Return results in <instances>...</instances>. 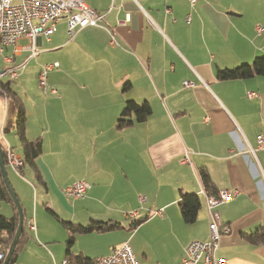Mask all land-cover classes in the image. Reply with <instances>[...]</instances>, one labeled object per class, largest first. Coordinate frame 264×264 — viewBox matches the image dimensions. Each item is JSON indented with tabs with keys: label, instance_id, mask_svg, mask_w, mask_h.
Here are the masks:
<instances>
[{
	"label": "crops",
	"instance_id": "0c3cea01",
	"mask_svg": "<svg viewBox=\"0 0 264 264\" xmlns=\"http://www.w3.org/2000/svg\"><path fill=\"white\" fill-rule=\"evenodd\" d=\"M83 1L104 14L101 26L71 36L61 19L49 39L38 37L35 56L26 38L0 51L9 68L18 67L17 79L3 75L1 82L10 83L22 100L26 142L41 141L36 168L24 163L18 175L7 167L27 216L13 264L94 260L126 242L139 264H181L191 242L210 237L201 170L213 185L206 195L237 191L216 208L231 228L222 234L218 256L228 264H264V241L249 240L256 232L264 236V150L257 147L264 133V77H216L218 69L264 56V0H197L193 6L189 0ZM33 60L58 63L48 72L58 95L44 93V109H33L28 92L31 81L42 90L37 76L43 65L30 68ZM128 101L148 102L152 113L119 128ZM17 117L0 95V143L24 159ZM23 177L38 187L33 191ZM80 181L91 185L85 196L69 195L66 189ZM181 193L200 197L191 224L182 218ZM39 195L53 219L39 222ZM15 207L0 199V215L14 217ZM133 211L138 216L128 218ZM136 219L143 221L133 229ZM64 222L120 228L73 234Z\"/></svg>",
	"mask_w": 264,
	"mask_h": 264
},
{
	"label": "built area",
	"instance_id": "2783aa9c",
	"mask_svg": "<svg viewBox=\"0 0 264 264\" xmlns=\"http://www.w3.org/2000/svg\"><path fill=\"white\" fill-rule=\"evenodd\" d=\"M193 6L197 0H189ZM61 19H66L68 33L73 36L80 30L88 26H101L104 14L92 9L83 0H0V51L5 47L13 46L20 38L29 40L28 48L32 51V55L38 53L37 39L38 37H49L57 30V25ZM258 31H263V27H258ZM112 42H115L113 40ZM7 61L12 59L7 57ZM58 67V63L42 66L39 76L38 85L44 93L58 95V91L51 88L48 84V72L52 68ZM9 75L12 79L18 77V67L12 66L0 73ZM186 87L191 86L188 82ZM256 93H249V97H255ZM257 147L264 150V133L257 138ZM255 154V150L251 149ZM6 166L14 170L18 175L22 174V163L18 154L14 153L12 148H6ZM185 161L189 162V155L186 154ZM91 185L85 181L75 183L66 189V192L75 197L82 198ZM237 191L223 190L216 196L204 195L209 216V232L210 237L207 241H193L185 249V255L181 264H228L226 259L218 256L222 234H228L231 230L230 226L225 224L216 208L223 203L233 199ZM141 203L146 201L145 196H140ZM154 215H162V211H154ZM138 216L137 211L127 214L128 218L134 219ZM30 228L35 231L34 221H30ZM61 264H73L69 257L64 259ZM91 264H139L134 251L128 242L112 249L107 256L94 259Z\"/></svg>",
	"mask_w": 264,
	"mask_h": 264
},
{
	"label": "trees",
	"instance_id": "16d2710c",
	"mask_svg": "<svg viewBox=\"0 0 264 264\" xmlns=\"http://www.w3.org/2000/svg\"><path fill=\"white\" fill-rule=\"evenodd\" d=\"M256 76L264 77V56H257L251 64L243 63L233 68H225L218 69L216 77L218 80L227 81V80H237V79H247ZM124 90L129 89L130 83H126L124 86ZM0 95L7 98V100L12 104V107L17 110V119H16V127L20 140L26 147L25 150V158L24 163L36 168V161L41 153V141L37 140L35 143L26 142L25 137V125H26V116L24 111V105L22 103L21 98L18 94L13 90L10 83H1L0 84ZM152 113V109L148 102H143L142 104H138L134 101H128L123 108L120 117L118 119L117 126L119 128H124L130 126L134 123V119L138 122H143L147 119L148 116ZM2 151L4 154V158L6 159V148L1 143ZM6 163V161H5ZM200 177L203 183V187L205 191L212 190V182L205 170H201ZM217 194V193H216ZM215 194V195H216ZM210 195V196H215ZM0 199L2 201H6L13 203L7 188L5 187L1 171H0ZM180 211L182 214V218L186 224H191L195 222L197 218L198 211L201 207L200 197L197 194L191 193H181L179 203ZM16 213L12 218H8L6 216L0 215V264H3L5 255L7 254L9 247L12 243V240L15 236L17 227H18V213L15 207ZM143 219L133 220L131 223V228H136L140 223H142ZM27 222V216L24 213V225L23 231L16 246L15 252L11 258L10 264H13L16 260L18 252L21 250L24 238H25V225ZM64 226L69 229L73 234H88L94 231L103 232L112 230L115 228H120L118 223H96L91 222L87 226L83 225H75L70 222H64ZM249 240L252 243H258L264 241L263 234H258L257 232L251 236H249ZM93 260L91 259H83L82 257H76L72 262L73 264H91Z\"/></svg>",
	"mask_w": 264,
	"mask_h": 264
},
{
	"label": "rangeland",
	"instance_id": "374dc122",
	"mask_svg": "<svg viewBox=\"0 0 264 264\" xmlns=\"http://www.w3.org/2000/svg\"><path fill=\"white\" fill-rule=\"evenodd\" d=\"M35 65L38 67H40V66H44V65H47L44 61H38V60H33V61H31L30 62V65H29V67L30 68H33V67H35ZM49 65V64H48ZM7 68H9V65L8 64H6L5 62H4V56L2 55V54H0V72H3L4 70H6ZM5 78V81H8L9 80V78L7 77V76H4ZM38 77V76H37ZM16 81H13V86L15 87V85H16ZM31 84H32V86H31ZM31 84H30V89H28V92H29V94H32L33 96L30 98L31 100H32V103H33V109H44L43 108V102H44V98H45V94H44V92H43V90H39V91H41V92H38V91H36V89H34V86H35V83H34V81H31ZM27 86H29V84H27ZM30 103H31V101H30ZM25 104H28V103H26L25 102ZM22 163L24 164V160L22 159ZM24 179H25V181H27V183H29L30 185H31V187H32V189H33V191H34V188H37L38 187V182L37 181H33V180H31V179H29L28 177H23ZM23 179V180H24ZM11 181V180H10ZM13 186V185H12ZM14 188V187H13ZM15 190V189H14ZM141 196H143V195H141ZM216 196V195H215ZM25 204V203H24ZM38 204H39V222L41 221V219L42 218H44L45 219V217H49L50 219H53V218H51L50 216V213H49V210H48V205H47V203H45V201H43L42 200V198H41V196L39 195L38 196ZM26 206V205H25ZM33 206H34V204L33 205H31V208H33ZM27 208V207H26ZM34 209V208H33ZM33 209H31L32 211H33ZM129 224H127L126 226L127 227H129V225H130V223L131 222H128ZM124 226V225H123ZM125 227V226H124ZM118 236L117 237H120L121 235H122V233L121 232H117L116 233ZM132 245V244H131ZM44 259V258H43ZM62 262V261H61ZM61 262L59 263V264H61ZM35 264H47V263H45V261H44V263H41L40 261L38 262V261H36L35 262Z\"/></svg>",
	"mask_w": 264,
	"mask_h": 264
},
{
	"label": "water",
	"instance_id": "95a60500",
	"mask_svg": "<svg viewBox=\"0 0 264 264\" xmlns=\"http://www.w3.org/2000/svg\"><path fill=\"white\" fill-rule=\"evenodd\" d=\"M0 171H1V175H2V178H3V181H4V184H5V187L7 188V191L13 201V203L15 204L16 206V209H17V213H18V227H17V230H16V233H15V236L12 240V243L9 247V250L7 252V254L5 255V259H4V262L3 264H10V261H11V258L15 252V249H16V246L18 244V241L20 239V236L22 234V231H23V225H24V211H23V207L21 205V202L17 196V193L15 192L12 184H11V181L9 179V176H8V171H7V166H6V163H5V158H4V154H3V151H2V147H1V143H0Z\"/></svg>",
	"mask_w": 264,
	"mask_h": 264
},
{
	"label": "bare ground",
	"instance_id": "6f19581e",
	"mask_svg": "<svg viewBox=\"0 0 264 264\" xmlns=\"http://www.w3.org/2000/svg\"><path fill=\"white\" fill-rule=\"evenodd\" d=\"M19 160L21 161V163H22V159L19 157ZM22 165H23V163H22Z\"/></svg>",
	"mask_w": 264,
	"mask_h": 264
}]
</instances>
